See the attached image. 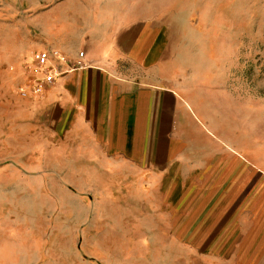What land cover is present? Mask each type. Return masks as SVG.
<instances>
[{
    "label": "rangeland",
    "instance_id": "374dc122",
    "mask_svg": "<svg viewBox=\"0 0 264 264\" xmlns=\"http://www.w3.org/2000/svg\"><path fill=\"white\" fill-rule=\"evenodd\" d=\"M100 16L145 18L147 47L155 34L162 46L158 73L176 94L164 100L161 139L182 146L170 172L203 168L209 131L212 147L240 150L264 197V0H0V264H201L204 252L142 244L139 185L117 183L97 167L107 155L60 126L57 89L17 94L35 51L85 50Z\"/></svg>",
    "mask_w": 264,
    "mask_h": 264
},
{
    "label": "crops",
    "instance_id": "0c3cea01",
    "mask_svg": "<svg viewBox=\"0 0 264 264\" xmlns=\"http://www.w3.org/2000/svg\"><path fill=\"white\" fill-rule=\"evenodd\" d=\"M97 21L100 31L91 34L85 50L49 48L70 60L85 52L90 66L60 78L41 97L58 90L53 117L75 131L82 147L107 155L97 167L112 170L108 175H116L117 183L139 185L146 216L142 244H162L189 258L204 252L198 254L201 264H264V197L253 192L252 170L244 167L240 150L230 154L224 144L212 147L217 136L199 130L206 137L203 168L194 161L186 177L172 174L171 156L182 146L178 142L174 151L173 138L162 144L164 100L176 94L163 88L158 73L162 46L155 34L147 47L145 18L100 16ZM212 148L219 150L212 154Z\"/></svg>",
    "mask_w": 264,
    "mask_h": 264
},
{
    "label": "built area",
    "instance_id": "2783aa9c",
    "mask_svg": "<svg viewBox=\"0 0 264 264\" xmlns=\"http://www.w3.org/2000/svg\"><path fill=\"white\" fill-rule=\"evenodd\" d=\"M85 52H80L77 60L68 59L55 49L35 51L25 66V77L17 88L23 100L41 98L55 86L60 78L90 66L84 61Z\"/></svg>",
    "mask_w": 264,
    "mask_h": 264
}]
</instances>
